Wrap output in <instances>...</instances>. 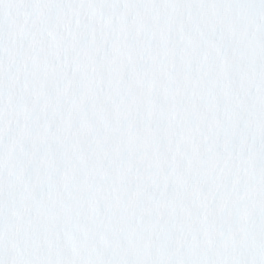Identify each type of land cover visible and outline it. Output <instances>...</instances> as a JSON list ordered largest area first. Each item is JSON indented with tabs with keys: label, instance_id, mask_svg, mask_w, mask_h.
<instances>
[{
	"label": "snow or ice",
	"instance_id": "obj_1",
	"mask_svg": "<svg viewBox=\"0 0 264 264\" xmlns=\"http://www.w3.org/2000/svg\"><path fill=\"white\" fill-rule=\"evenodd\" d=\"M0 264H264V0H0Z\"/></svg>",
	"mask_w": 264,
	"mask_h": 264
}]
</instances>
